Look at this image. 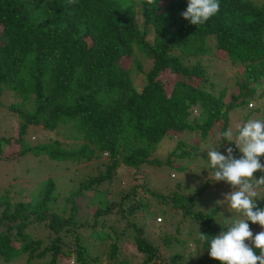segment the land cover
<instances>
[{"label": "trees", "instance_id": "1", "mask_svg": "<svg viewBox=\"0 0 264 264\" xmlns=\"http://www.w3.org/2000/svg\"><path fill=\"white\" fill-rule=\"evenodd\" d=\"M187 4L188 0H155L153 4L147 0H0V99L9 95L6 108L17 118L18 149L8 160L29 153L80 163L108 155L106 170L66 194L56 192L54 181L48 178L33 197L14 203L9 197L0 200V206L4 205L0 221L8 222L6 231L0 232V256L6 262L24 255L28 261L49 255L43 264H59L63 255L73 258L74 264H194L193 255L185 262L182 253L192 252V241L164 236L162 246L176 241L180 248L166 256L143 235L137 222L128 224L130 236L144 259L131 263L122 257L118 239L125 232L118 233L108 220L111 216L106 217L114 202L98 207L90 218L77 219L78 201L97 193L104 182L111 184L121 166L133 171L134 181L120 197L118 205L124 212V200L135 196L139 186L135 183L144 179L137 174L143 166L177 170L181 167L174 158L191 159L197 153L198 141L187 144L180 137L201 141L216 125L219 133L226 131L230 113L246 109L251 100L258 103L252 102L251 110L264 108V2L219 0L218 13L202 25L182 17ZM136 53L147 59L146 69ZM205 54L229 61L233 67L241 65L236 91L226 95L224 88L215 87ZM132 59L144 75L139 88L131 77ZM164 73L169 75L165 80L160 76ZM61 124L82 139L76 147L67 149L55 139L33 144L26 140L32 127L53 132ZM179 134L177 146L188 148L179 154L172 150L165 158L156 155L161 139ZM7 142L0 138V159ZM219 142L227 141L221 138ZM227 147L235 149L234 143L227 142ZM234 153L237 158L241 155ZM260 160L264 163V156ZM208 183L205 180L193 195L181 192L178 183L169 195L140 185L144 192L171 203V212L164 210L165 214L172 216L180 210L199 223V233L207 239L197 237L194 244L207 254L195 264H221L209 256L208 247L211 238L231 224L214 223L218 208L194 209ZM262 198L256 203L264 208V190ZM138 208L144 209V217H157L149 203L132 204L128 212ZM128 215L123 213L122 218ZM34 223L48 230L45 244L43 238L26 231ZM108 226V236L103 234L108 247L97 251L102 238L91 239L90 234ZM67 237L72 238L69 243Z\"/></svg>", "mask_w": 264, "mask_h": 264}, {"label": "rangeland", "instance_id": "2", "mask_svg": "<svg viewBox=\"0 0 264 264\" xmlns=\"http://www.w3.org/2000/svg\"><path fill=\"white\" fill-rule=\"evenodd\" d=\"M257 3H263L264 0H254ZM141 19V17L139 18ZM204 62L210 67L209 70V78L214 83L215 87L224 88L226 90L225 94L229 95L232 91H236L237 84L236 81L239 80V69L241 65L232 66V64L227 61L224 62L222 60H217L214 57L205 54L203 55ZM135 58L140 61L143 68H147V59L144 58L141 54H135ZM132 79L136 87H141L144 83L143 81V73L140 70H137L136 62L134 63L132 59ZM189 63H193V61H189ZM240 75V74H239ZM163 80L168 74L164 73L160 75ZM264 82V79H263ZM168 85L167 87H169ZM11 98L9 95L3 94L0 99L1 107H0V138L4 137L10 140L7 144H4L1 148H3V153L1 154L0 159V200L7 199L9 197L10 201L14 203V201L18 200L19 202L25 200L26 198L33 197L41 189L43 182L48 178L54 181L56 186V192H60L61 194H66L72 189H76L79 184L85 180H88L89 177L95 176L99 171L106 170L107 157L101 156L98 159H94L92 161H84L80 163L70 162V161H59L56 162L51 160L48 156H36L32 154H26L21 159H11V155L15 153L18 149V142L15 140V136L17 134V118L10 114L8 109L6 108V104L9 103ZM254 106H257V102L251 100ZM253 106L248 104V107L243 110H235L230 113V121L228 127L233 129L234 134L237 131V127L246 123L249 119H258L264 120V108L258 111V109H252ZM200 109H197L194 113L196 115L199 114ZM250 113V115H248ZM248 115V116H247ZM68 125H60L56 131L47 132L40 128L32 127L28 131L26 136V140L29 144H33L37 141H50L57 140L61 142V146L72 148L76 147L78 143L82 141L80 136L75 137L74 134H71L70 129L67 128ZM219 126L213 127L209 130L206 138L201 140L198 137L193 136H181V134L177 136L164 137L158 142V147L155 150L156 155L159 157L165 158L169 152L175 150L181 153L182 150H185L188 146L183 145L182 147L177 146L178 138L180 137L187 144H192V142L199 143V148L197 153L192 154L193 158L189 157H176L174 158V162L180 169H173L169 166H143L141 171H138V175L142 176L144 179H138L135 184H138L137 193L131 199L124 200V212L121 207L118 205L120 197L125 194L131 185H134L132 177L133 171L126 166H121L116 174L112 178V183L109 184L107 181L104 182L100 187L99 191L93 194L90 198H86L79 202L80 211L77 217L78 220H82L85 217H92L93 213H95L98 207H104L107 202H114L116 206L111 211L110 218L108 220L111 222V225L117 230V232L124 231L123 236H120L118 239L121 255L129 260L131 263L141 262L144 259V255L140 254L135 248V244L131 238V226L128 224L139 223L142 225L143 235H146L148 240L153 244L159 245L163 249V253L166 256L170 254L180 252V248L176 245V241L172 242L168 247H164L163 245V237L166 235L174 236L177 240L184 239L188 241H192L190 253L189 250H186L184 253V261L188 262L191 260L190 254L193 255L194 264L199 259V257H203L206 255L204 249H199V247L194 244L195 240L200 239V225L197 222L191 221L190 217H184L182 211H174L173 215L170 216L167 213L165 214L163 211L166 210L170 213L171 203H165L161 200L160 197H154L149 192H144L141 189V183L145 184L148 189L151 191L156 190L157 192H162V194H170L173 190L176 189L175 184H180L179 190L181 192H187L190 195H193L195 189L202 185L205 180H209L208 189H206L202 195L197 198L198 203L195 206L196 211H204L208 212L209 210H213L214 208H218V214L214 219V223L216 224H230L234 218H240L236 213L229 211L227 202L225 201V193L233 191L231 185L227 184L224 181H214L213 180V170L210 168L208 160H207V151L210 148H217L221 153L226 154L225 150L227 148V142L223 145L219 142L221 139L217 138L219 133ZM235 146V144H234ZM182 149V150H181ZM238 151V149H236ZM239 152V151H238ZM236 153H234L235 155ZM9 157V158H8ZM264 173L257 171L254 173L256 178H259ZM263 190L260 189V197L256 198V201L259 202L263 200ZM124 193H123V192ZM66 192V193H65ZM58 199L61 200V197ZM98 202V204H96ZM139 202L149 203L150 204V212H156V216L162 215V219L159 222H154L155 218L152 217H144L146 212L140 210L139 208L136 212L130 213L128 212L129 206L132 204H137ZM4 205L0 206V216H2V210ZM129 213L128 217L122 218L123 213ZM109 212H107L108 214ZM128 225V226H127ZM250 229L253 234H256L264 229L261 228L259 224H253L249 221ZM8 226V222L3 219L0 221V232L6 231ZM180 226V230L178 231L176 228ZM108 228H100L99 230H94L92 234H90L91 239L102 238V244L97 246V251H103L108 247V242L104 241V235L108 234ZM27 232L32 233L34 237L43 238V242L46 241V235L48 234V230L40 223H34L29 225L26 230ZM223 231V230H222ZM221 232V231H220ZM219 232V233H220ZM178 233V234H177ZM218 233V234H219ZM217 234V235H218ZM108 236V235H107ZM66 239V238H65ZM72 238L67 237L66 241L69 243ZM201 240V239H200ZM46 242H44L45 244ZM248 243V241H246ZM28 255L21 256L20 258H14L13 261L6 262L2 256H0V264H43L45 261H49L50 256H46L44 258L34 257L28 261ZM73 259V258H72ZM72 259H66L64 256H61L59 264H74Z\"/></svg>", "mask_w": 264, "mask_h": 264}, {"label": "clouds", "instance_id": "3", "mask_svg": "<svg viewBox=\"0 0 264 264\" xmlns=\"http://www.w3.org/2000/svg\"><path fill=\"white\" fill-rule=\"evenodd\" d=\"M154 2L147 0L148 4ZM219 8V0H188L181 15L193 25H202L217 14ZM217 138L234 143L235 149L227 147L223 154L217 148H210L207 160L213 170V180L224 181L233 188L224 194L225 201L229 211L240 218H234L226 230L211 238L209 256L221 264H264V230L253 234L249 225L251 221L264 229V208L256 203L260 189L264 188V175L254 176L257 171L264 173V163L260 160L264 156V121L249 119L237 127L235 134L229 127L218 133ZM236 149L241 154L238 158L234 155ZM200 239H207V235L201 233Z\"/></svg>", "mask_w": 264, "mask_h": 264}, {"label": "built area", "instance_id": "4", "mask_svg": "<svg viewBox=\"0 0 264 264\" xmlns=\"http://www.w3.org/2000/svg\"><path fill=\"white\" fill-rule=\"evenodd\" d=\"M161 218H162L161 216H157L156 220L161 221Z\"/></svg>", "mask_w": 264, "mask_h": 264}]
</instances>
